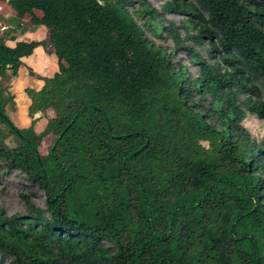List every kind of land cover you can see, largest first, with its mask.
<instances>
[{
    "label": "trees",
    "instance_id": "16d2710c",
    "mask_svg": "<svg viewBox=\"0 0 264 264\" xmlns=\"http://www.w3.org/2000/svg\"><path fill=\"white\" fill-rule=\"evenodd\" d=\"M2 1L0 264H264V0Z\"/></svg>",
    "mask_w": 264,
    "mask_h": 264
},
{
    "label": "rangeland",
    "instance_id": "374dc122",
    "mask_svg": "<svg viewBox=\"0 0 264 264\" xmlns=\"http://www.w3.org/2000/svg\"><path fill=\"white\" fill-rule=\"evenodd\" d=\"M151 1H153L152 5L155 9H159V10L161 9L163 0H151ZM6 11H8L7 8L5 11H2L0 13V36H2L4 40L7 41V43L5 44L12 45V43L9 41L10 37L11 35L17 36V34H14V33L11 34V33L4 32L8 29L6 27L7 24L5 20L8 17H10V14H8ZM28 19L29 17H25L22 21L25 23L29 21ZM165 19L166 21L172 23L173 25L174 24L177 25L182 20V17H180L179 15L167 14L165 16ZM29 37L37 41H41L44 39V30H37L32 35H29ZM35 58H38V56ZM39 58L45 59V56H42ZM54 65H55L54 59L52 58L48 59L46 60V62L44 60V68H46V72H45L46 75H51L53 73ZM27 68L28 67H26V69L23 72H21V77L19 79L12 78L8 82H4V85H7L9 88H13V92L10 91L8 95H15V98L13 96L14 109H10V107L7 106L6 113L10 117V119L13 121L14 125L18 128L27 127L30 124V122H32L30 118L28 117L27 108L29 105V100L27 99L24 93V90L27 88L40 89V85L38 84L39 79H37L35 76H29ZM31 69L36 74L41 73L36 68H31ZM190 72L194 73L195 69L190 70ZM36 117H39V116H36ZM44 123L45 121L43 123H38V126L42 127ZM248 125L249 127H251L252 130L257 131L264 135V122L263 121L258 122L256 120L250 119L248 122ZM49 143H50L49 138H46L42 147L40 148V152L42 154H45L47 147L49 146ZM6 145L13 146V143L6 142ZM204 146L207 147V144H204ZM40 199L41 198H37L36 202L39 203ZM0 205L3 209H5L8 215H13L15 213L20 212L22 209V200L19 197V190H17L16 188H13L12 186L5 187L4 190H0Z\"/></svg>",
    "mask_w": 264,
    "mask_h": 264
},
{
    "label": "crops",
    "instance_id": "0c3cea01",
    "mask_svg": "<svg viewBox=\"0 0 264 264\" xmlns=\"http://www.w3.org/2000/svg\"><path fill=\"white\" fill-rule=\"evenodd\" d=\"M7 5H6V2L5 1H2V0H0V13L2 12V11H5L6 10V7ZM6 7V8H5ZM8 11H6L8 14H10V17L13 15L12 13H11V11H9V9H7ZM10 17H8L6 20H5V22H6V24H7V20L10 18ZM29 35H32V33H28L27 35H25V36H20L19 35V39L20 40H22V39H33V38H30L29 37ZM21 37V38H20ZM38 50L35 52V54H34V56H30L29 58H26V59H23V63L26 65V67H28V68H36L37 70H39V72H41V73H37V74H39V76H41V77H46L47 75H46V68H44V59H40L39 57H42V55H38ZM36 53H37V55H36ZM38 56V58H35V57H37ZM45 62H46V60H45ZM42 68H44V69H42ZM25 70V69H24ZM35 73V72H34ZM20 77H21V75H20ZM19 77V78H20ZM18 78V79H19Z\"/></svg>",
    "mask_w": 264,
    "mask_h": 264
}]
</instances>
